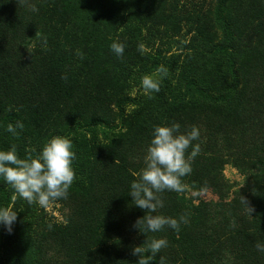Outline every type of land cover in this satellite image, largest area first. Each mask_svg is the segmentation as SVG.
<instances>
[{"label": "trees", "instance_id": "16d2710c", "mask_svg": "<svg viewBox=\"0 0 264 264\" xmlns=\"http://www.w3.org/2000/svg\"><path fill=\"white\" fill-rule=\"evenodd\" d=\"M161 65L160 92L131 95ZM173 122L200 129L201 151L185 191L148 213L130 186L154 127ZM53 136L77 153L69 196L52 203L63 221L0 179V207L17 213L11 234L0 226V264H138L134 249L153 238L168 247L150 264H264V0H0V150L35 156ZM227 165L243 176L230 201ZM210 188L217 201H194ZM182 214L178 232L135 226Z\"/></svg>", "mask_w": 264, "mask_h": 264}, {"label": "clouds", "instance_id": "9594fccd", "mask_svg": "<svg viewBox=\"0 0 264 264\" xmlns=\"http://www.w3.org/2000/svg\"><path fill=\"white\" fill-rule=\"evenodd\" d=\"M29 10L37 13L39 8L31 4ZM40 43L41 47L47 48L46 37L42 36ZM125 48L126 45L121 42L111 44L112 52L118 57L124 55ZM81 58H83L82 54ZM167 76L168 69L163 65L157 68L156 78L145 75L141 81L144 93L149 98H153L154 93L160 92L162 81ZM23 128V122L17 120L15 124L9 123L5 131L16 136L19 135L18 129L23 130ZM200 135L197 126L182 133L181 125L175 122L154 127L144 155L145 167L138 174L139 179L130 186L129 195L135 206L148 213H156L158 209L165 207L161 194L185 191L186 185L182 182V178L193 171L192 161L201 151L200 145L193 144V141H197ZM31 152H35V149ZM31 152L21 158L15 145L8 150H0V179L10 185L28 204H38L42 208H48L58 200L67 199L69 189L77 178L73 168L77 153L72 139L66 136H53L42 146L38 154L33 156ZM16 220V211L10 207H0V226L9 234ZM188 223L189 217L186 214L178 218L145 215L136 222L135 226L141 233L146 234L159 233L166 228L178 232L181 225ZM167 247V239L153 238L147 243L146 248L136 247L134 254L139 256L138 264H150L161 249ZM255 248L259 253L264 254V243L257 242ZM143 253H151V255L142 256Z\"/></svg>", "mask_w": 264, "mask_h": 264}, {"label": "rangeland", "instance_id": "374dc122", "mask_svg": "<svg viewBox=\"0 0 264 264\" xmlns=\"http://www.w3.org/2000/svg\"><path fill=\"white\" fill-rule=\"evenodd\" d=\"M131 95H140L142 97H146L147 95L144 93L141 85H134L133 88L130 90ZM138 105H131L128 107V111L132 112L134 111ZM223 174L225 178L228 180L229 184H232V187L228 190V196L224 198L226 201H230L234 197V191L238 188H241L243 186V176L232 166L227 165L224 168ZM225 192H222L224 194ZM189 195H193V193H189ZM197 199H195V202H198L199 200L204 201H217L219 199V194L215 193L211 188L205 189L204 191H201L197 195ZM48 215H52L56 220L63 221V217L58 210V205L51 204L48 208H45Z\"/></svg>", "mask_w": 264, "mask_h": 264}]
</instances>
